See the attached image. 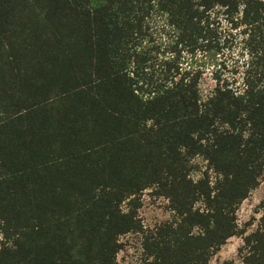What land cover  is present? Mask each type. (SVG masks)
I'll list each match as a JSON object with an SVG mask.
<instances>
[{"label":"trees","instance_id":"trees-1","mask_svg":"<svg viewBox=\"0 0 264 264\" xmlns=\"http://www.w3.org/2000/svg\"><path fill=\"white\" fill-rule=\"evenodd\" d=\"M263 178L264 0H0V264H264Z\"/></svg>","mask_w":264,"mask_h":264},{"label":"rangeland","instance_id":"rangeland-1","mask_svg":"<svg viewBox=\"0 0 264 264\" xmlns=\"http://www.w3.org/2000/svg\"><path fill=\"white\" fill-rule=\"evenodd\" d=\"M236 55V54H234ZM225 59V60H224ZM227 66L232 62L228 58H224ZM230 62V63H229ZM231 68V67H228ZM211 69H206L201 82V88L208 90L213 86L210 74ZM264 199V178L261 181L257 190L251 193L250 197L241 204L237 211V223L240 227L251 223L248 229L252 231L256 228L257 221L260 218V210L258 205ZM142 208L139 212V217L145 227H153L155 224L168 218V214L163 210L164 202L162 200L153 201L149 198L148 193H145L142 198ZM125 247L118 254L116 264H138L140 257L139 244L136 237H125L122 239ZM242 246L241 238H231L220 249V251L211 259L209 264H241L238 250Z\"/></svg>","mask_w":264,"mask_h":264}]
</instances>
